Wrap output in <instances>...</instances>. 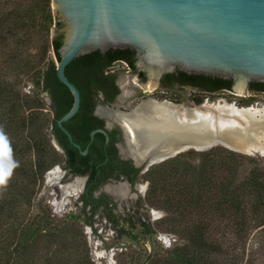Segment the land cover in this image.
<instances>
[{"label": "trees", "instance_id": "16d2710c", "mask_svg": "<svg viewBox=\"0 0 264 264\" xmlns=\"http://www.w3.org/2000/svg\"><path fill=\"white\" fill-rule=\"evenodd\" d=\"M54 26L56 31L51 34ZM60 27V20L52 14L51 0H0V52L4 55L0 71L13 72L15 77L34 73V84L54 103L53 119H48L51 133L63 145L69 164L74 169L79 167L81 173L89 172L92 180L99 169L105 170L106 164L101 165L103 153L100 151L98 159L89 165L57 125L73 100L55 73L60 59ZM31 34L43 42L38 53L26 52ZM131 53L125 48L79 55L67 65L69 80L87 100L92 85L109 87L113 77L105 68L110 62L125 57L132 64ZM194 76L213 83L226 82L204 74ZM18 83L0 80V127L8 137L12 159L19 163L7 185L0 188V264H91L83 251L73 259L74 252H69L67 242L62 241L67 234L57 226L44 229L39 221L21 219L23 208L30 205L32 187L65 157L63 153L58 156L51 144L46 118L32 108L39 107L43 97L37 90L34 95L20 92ZM252 83L264 86L262 82ZM194 101L202 100L197 97ZM98 135L102 144L104 136L101 132ZM195 158L196 162L191 161ZM144 178L148 185L142 204L162 209L161 229L182 236L174 240L173 248L164 251L163 259L150 256L147 264H264V155L251 156L220 145L204 151L190 149L150 165ZM94 187L88 184L84 194L85 202L93 204V212L99 204L90 194ZM82 213L84 220L90 218L84 208ZM108 215L117 224L121 219L128 225L137 220L145 234L158 231L130 213L114 218L109 209ZM48 219L46 214L43 221ZM120 231L129 233L122 228ZM45 236L52 239L51 244L34 251L33 245Z\"/></svg>", "mask_w": 264, "mask_h": 264}, {"label": "water", "instance_id": "95a60500", "mask_svg": "<svg viewBox=\"0 0 264 264\" xmlns=\"http://www.w3.org/2000/svg\"><path fill=\"white\" fill-rule=\"evenodd\" d=\"M51 1L57 5L60 15L57 19L61 22L60 59L56 61L55 73L73 98L57 125L79 150L80 146L62 125L77 113L80 105V91L69 80L67 71V65L79 55L95 50H134L138 65L135 72L153 84L151 89L154 86L159 89L161 76L173 73L176 68L187 73L231 78L234 91L240 85L242 92H248L249 81L264 83V0ZM52 31L55 33V26ZM142 86L147 92L151 90L144 83ZM47 99L50 100L48 96ZM146 101L149 100H140L134 106L124 105L129 109L119 111L129 112ZM121 127L127 145L129 131L122 124ZM96 131L108 138L103 129L92 130L91 138ZM214 136L219 139L213 140ZM243 136L247 139L245 145L233 144L224 134H208V142L201 146L179 149L156 159L145 157V169L187 149L204 151L219 145L251 156L264 155L262 140L249 132ZM251 142L254 147H248ZM80 152L85 154L86 149Z\"/></svg>", "mask_w": 264, "mask_h": 264}, {"label": "flooded vegetation", "instance_id": "af4514ba", "mask_svg": "<svg viewBox=\"0 0 264 264\" xmlns=\"http://www.w3.org/2000/svg\"><path fill=\"white\" fill-rule=\"evenodd\" d=\"M131 51L132 53L130 54V60L132 64L129 63V60H127L125 57L111 61L110 64L105 68V73L110 74L113 77L109 87L105 88L99 87L95 84L92 85L90 88L91 97L87 100L82 99L81 97L77 113L67 121L63 122L65 124L62 123L65 129H67L71 134L73 141L80 146V150L86 149V153L81 154L80 150L77 148L80 155L86 156L89 165H92L98 159V154L100 151L103 153L104 158L101 165L106 164L104 171L99 169V164H95L94 167H98L99 170L96 172L95 178L91 180L89 172H79L78 166V168L74 169L69 164L65 156L64 152L66 151L63 149V145L56 138L55 134L51 133V126L49 130L52 140L58 145L57 146L54 144V146L57 150L63 153L65 157L62 167L57 165L55 168H53L54 170L51 169L47 173L49 175L48 182L54 183L57 187H59V189H61L62 192L63 202H55V204L58 207L62 203L64 205L67 201H69V199H67L69 196L78 198L81 209L84 208L86 211V216L90 217L87 220L83 219V223L88 226V229H92L94 231H96V228L93 227V221L94 218H98L99 216H103L105 221H107L111 227H114L117 229V231H120L121 226L112 221L108 215V211L110 209L115 218L116 216L114 209L118 208L120 203L122 204V201L127 198L135 199V204L133 205L134 208L135 206L140 208L146 206L142 204L143 198H140L146 187V183H144L146 181L144 178V173L148 169H145L146 159L143 158L138 161L132 155L123 152V149L127 151L129 146H132L130 145L132 144L130 137L128 139L127 145L125 144L123 129L121 127V124L124 126L125 124L119 118V116H123L125 115L124 113H126L120 112L119 110L127 111L129 109L121 104L123 100L155 101L153 99H156L159 101H167L179 100L180 98H182V100H197V97L202 96L200 93H218L219 91L226 90L232 94L235 93L233 89L234 81L231 78H226V82L213 83L205 79H196L194 73H187L177 68L173 73L161 76L159 89L154 86L149 92H147L145 87H142L139 84L144 83L145 85L146 79L135 72V69L138 66L136 62L137 58L135 51ZM116 63H123L125 66L121 70L118 69L117 71H114L112 70V67ZM120 72H125L128 75L126 82L133 86L135 90H137V95L135 94L136 92L134 90H130L128 95L120 96V94L123 92L121 81L119 80ZM252 82L255 81H249L247 83L248 92L264 94V86L253 84ZM48 96L50 98V100H48V106L52 111L53 119L54 106L52 107V105H54V103L53 100H51L49 94ZM117 104L120 108H118ZM86 128H88V130L87 132H84V129ZM98 129L105 130L107 132L108 138L101 131L94 132L93 137L91 138L90 132L92 130ZM100 132L104 136L102 144L99 142L100 136L98 133ZM53 173L56 174V177H54L52 181L51 177ZM64 176L75 178L72 180V182L61 184V179ZM77 180H80V190L78 191V194L65 195L63 187L68 186ZM88 184L95 186L91 190L90 194L95 201L99 202L94 212L92 211L93 204L86 203L84 199V194L88 192ZM126 216L127 214L124 217Z\"/></svg>", "mask_w": 264, "mask_h": 264}, {"label": "rangeland", "instance_id": "374dc122", "mask_svg": "<svg viewBox=\"0 0 264 264\" xmlns=\"http://www.w3.org/2000/svg\"><path fill=\"white\" fill-rule=\"evenodd\" d=\"M51 10L54 17L60 18L57 5L52 4V1ZM52 29L51 34H54ZM28 44L29 45H26V52L29 54L38 53L43 47L42 40H40L36 35L32 34L31 41ZM49 53L52 55L51 50L48 51V54ZM2 55L3 54L1 53L0 62L2 61ZM124 66L125 65L123 63H116L112 67V70H121ZM33 74V72L20 73L19 76L15 77L13 72L5 73L4 71H0V80L4 79L8 82H19V85L17 84L16 88L22 93L34 95L33 92H35V90L40 93V95L43 97L42 104H40L39 107L33 106L32 108L36 114L39 112L38 115L41 118H46L47 123L45 126L47 127V131H49L50 124L48 119H52V111L48 106V93L46 91H41L40 86L38 88L36 87L34 84ZM127 78L128 75L125 72L119 73V80L121 81V87L123 90L122 95H127L130 90H134L136 92L135 94L137 95V90H135L133 86L126 82ZM139 84L142 86L141 83ZM148 84H150V82L145 80V85ZM200 94H202V96H200L202 100L200 103H197L194 100H182V98L179 100L168 101L184 104L186 107H193V105H199L203 102V105H206L207 103L215 104L224 100L230 104L237 105L239 108H260L259 105H264V94L261 93H241L235 91V93L232 94L226 90L219 91L218 93ZM175 97L178 98L177 96ZM138 102L139 100H123L121 104L129 106L136 105ZM50 139L51 144L56 149L51 135ZM188 150L190 149L184 150L183 152ZM56 151L58 156H61L62 153L57 149ZM194 160L191 161L196 162L197 158ZM62 164L63 161L59 159L58 162L52 165L45 172L42 180L37 182L32 187L34 192L32 194L30 205L23 208V211L21 212V219L39 221V226L43 227L44 229L57 226L58 230L64 231L67 236H62L64 239L62 241H64V243L67 242L66 244L69 252H74V256H72L73 259L77 260V255L81 254L83 251L89 257L91 264H147L150 256H152L154 259H163L164 251L166 249L173 248L172 243L176 238L181 239L182 236L179 237L176 233L161 229L160 223L162 222V218L165 216V213L162 209L147 205L141 208L135 206L134 208L133 205L135 204V199L131 198L125 199L122 201V204L120 203L118 208L114 209L115 216L117 218H121L127 213L132 212L130 214H133L135 217H140L141 220L150 222L152 226L158 230L155 234L143 233L141 225L137 220L131 225H128L125 220H119L118 225H120L122 229L128 230L129 233L126 234L125 232L117 231V229L111 227L108 222L105 221L103 216L94 218L93 227L96 228V231L88 229V226L83 223L84 213H82L78 198H73L71 196L67 197L69 201L66 203L64 202L65 204L62 207H58L55 204V202H63L62 192L61 189H59V187H57L54 183L48 182L49 175L47 173L57 165L62 167ZM74 178L75 177L64 176L61 179V184L72 182ZM144 183H146L145 191L141 194L140 198L144 197L147 189V181ZM46 214H49L48 222L43 221ZM72 214L76 216H79L80 214L81 217L80 219L71 218L70 215ZM51 242L52 239L49 238V236H45L39 240L37 244L33 245V250L39 252L43 244H51Z\"/></svg>", "mask_w": 264, "mask_h": 264}, {"label": "bare ground", "instance_id": "6f19581e", "mask_svg": "<svg viewBox=\"0 0 264 264\" xmlns=\"http://www.w3.org/2000/svg\"><path fill=\"white\" fill-rule=\"evenodd\" d=\"M152 85L150 83L147 87ZM236 91L242 92V86L237 85ZM259 107L239 108L225 100L192 108L169 101H146L119 116L130 132L128 139L130 137L132 143L123 152L138 161L149 155L156 159L179 149L201 146L208 142V134H224L233 144L245 145L247 139L243 135L248 132L262 140L260 143L264 145V105ZM218 139L213 137V140ZM248 145L254 147L255 144ZM55 175L52 174V181ZM63 190L65 195H77L80 180L63 187ZM62 206L63 203L59 205Z\"/></svg>", "mask_w": 264, "mask_h": 264}, {"label": "clouds", "instance_id": "9594fccd", "mask_svg": "<svg viewBox=\"0 0 264 264\" xmlns=\"http://www.w3.org/2000/svg\"><path fill=\"white\" fill-rule=\"evenodd\" d=\"M11 152L8 137L0 127V188L7 185L13 170L19 167V163L12 159Z\"/></svg>", "mask_w": 264, "mask_h": 264}]
</instances>
